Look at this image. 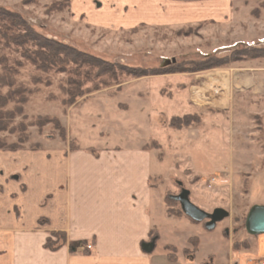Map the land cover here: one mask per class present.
Returning a JSON list of instances; mask_svg holds the SVG:
<instances>
[{
	"label": "rangeland",
	"instance_id": "1",
	"mask_svg": "<svg viewBox=\"0 0 264 264\" xmlns=\"http://www.w3.org/2000/svg\"><path fill=\"white\" fill-rule=\"evenodd\" d=\"M227 2L220 21L207 20L180 29L162 26L145 30L144 24L133 28L107 22L93 24L78 15L72 0H0V6L23 15L38 32L128 67L158 69L174 63L203 62L210 56L232 61L222 67L176 76L135 77L116 67L107 86L71 105L64 103L67 95L62 88L68 78L74 77L69 72L44 73L25 60L19 50L4 44L0 53L8 57L9 64L22 62L20 67L16 65L15 78L31 90L24 105L26 118L18 116L13 125L50 116L59 118L65 129L62 137L53 123L41 128L29 125L28 139L19 150L69 154L78 152L81 145L97 152L95 147L99 146H137L147 141L148 149L158 150L160 160L150 185L162 193L166 209L182 212L173 196L183 189H188L191 200L207 212L218 207L226 209L229 217L218 222L216 228L207 229L206 220L200 222L205 226V252L218 253L230 242L233 249L236 243L243 257L240 264H249L264 258V235H251L245 227L250 208L264 204V58H244V50L264 48V0ZM181 29L192 33H181ZM189 82L209 91L211 99L200 110L182 99ZM13 107L14 103L9 105ZM185 115H193L188 125H170L172 118ZM18 137L16 131L0 132V138L8 143ZM186 228L179 226L172 232L169 228L164 243L183 246L188 235L198 233L195 228ZM163 250L159 244L157 251Z\"/></svg>",
	"mask_w": 264,
	"mask_h": 264
},
{
	"label": "crops",
	"instance_id": "2",
	"mask_svg": "<svg viewBox=\"0 0 264 264\" xmlns=\"http://www.w3.org/2000/svg\"><path fill=\"white\" fill-rule=\"evenodd\" d=\"M72 4L93 24L107 22L119 28L144 24L145 30L220 21L228 6L227 0H72ZM182 93L183 101L196 110L211 99L209 91L192 82ZM147 145L144 141L137 146H94L97 152L81 145L69 154L0 150V264H240L242 253L232 249V242L223 251L206 253L204 224L168 214L162 193L150 185L159 153ZM179 226L198 233L188 235L183 246L164 243L168 229L177 231ZM53 231L66 232L70 240H85L92 248L85 245L77 253L68 245L47 249L45 242ZM195 236L200 240L198 251L183 253L192 248L189 240ZM150 243L152 247L147 246ZM159 244L163 251H157ZM166 244L178 248L176 261L169 260Z\"/></svg>",
	"mask_w": 264,
	"mask_h": 264
},
{
	"label": "trees",
	"instance_id": "3",
	"mask_svg": "<svg viewBox=\"0 0 264 264\" xmlns=\"http://www.w3.org/2000/svg\"><path fill=\"white\" fill-rule=\"evenodd\" d=\"M26 1L31 2L32 0ZM179 32L187 35L192 33H186L183 29ZM3 44L7 48L14 47L19 50L25 60L30 61L38 70L44 73L57 70L69 72L71 76H74L68 78L66 86L62 87L67 95L63 100L66 105H71L86 94L99 90L101 86H107L110 83L108 79L115 75L116 67H119L122 71H128L130 75L135 77H144L186 71H204L232 63V61L225 60L227 59L225 57L218 58L217 56H210L204 59L203 62H189L187 65L174 63L170 66L158 69L151 67H128L120 63L109 62L98 56L81 51L65 42L50 38L38 32L20 13L0 6V46ZM246 48L247 49L244 50V58H264V48ZM0 64L2 65V69L0 70V132L16 131L19 133L18 140L12 143H8L6 139L0 138V149L16 151L23 148V143L28 139L26 130L29 125H36L41 128L48 123H53L55 127L60 130L61 136L65 137V129L57 117L39 116L32 122L27 123L25 120H21L16 125H13L15 119L24 114V105L29 100V93L31 90L29 86L18 83L15 78L16 74H18L17 66L20 67L22 65L20 60L17 61V66L9 64L8 57L0 53ZM95 70H97V72L94 75L93 72ZM89 83H94V86L88 87L87 85ZM4 88L8 89L6 93L3 92ZM12 103H14V107L9 108V105ZM192 116L193 115L174 117L170 120V125L176 128L184 125L186 126L189 124L188 119ZM23 118L25 119L26 116L23 115ZM181 119H185V122ZM88 150L94 152L93 149ZM181 211V213H173L167 210L169 215H186L182 209ZM191 220L199 222L193 219ZM189 241L192 244V248L183 249V253L194 254L198 251L200 240L195 236L190 238ZM64 245L69 246L71 253H77L80 248L88 245V243L85 240H70L67 233L64 231L51 232L45 242V247L52 251H56ZM164 248L169 260L176 261L178 258V248L171 244H166ZM233 249L238 251L236 243L233 244Z\"/></svg>",
	"mask_w": 264,
	"mask_h": 264
},
{
	"label": "water",
	"instance_id": "4",
	"mask_svg": "<svg viewBox=\"0 0 264 264\" xmlns=\"http://www.w3.org/2000/svg\"><path fill=\"white\" fill-rule=\"evenodd\" d=\"M177 200L184 213L195 221L206 220L207 229H214L218 222L223 221L229 217L230 213L222 208H215L213 212H207L206 210L197 206L190 198V191L183 189L180 194L173 196ZM246 230L251 235H264V204H254L247 215ZM148 247H152L153 244H147Z\"/></svg>",
	"mask_w": 264,
	"mask_h": 264
},
{
	"label": "built area",
	"instance_id": "5",
	"mask_svg": "<svg viewBox=\"0 0 264 264\" xmlns=\"http://www.w3.org/2000/svg\"><path fill=\"white\" fill-rule=\"evenodd\" d=\"M87 248H88V249H91V248H92V245L88 244V245H87ZM249 264H264V258H260V259H257V260H255V261L251 260V261L249 262Z\"/></svg>",
	"mask_w": 264,
	"mask_h": 264
}]
</instances>
